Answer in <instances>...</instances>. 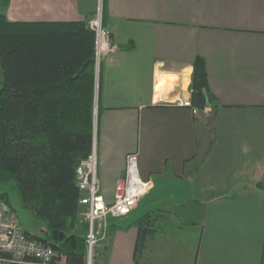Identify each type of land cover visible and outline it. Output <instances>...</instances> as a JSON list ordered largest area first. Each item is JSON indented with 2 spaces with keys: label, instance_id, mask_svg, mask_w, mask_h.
<instances>
[{
  "label": "crops",
  "instance_id": "1",
  "mask_svg": "<svg viewBox=\"0 0 264 264\" xmlns=\"http://www.w3.org/2000/svg\"><path fill=\"white\" fill-rule=\"evenodd\" d=\"M6 4L9 20L33 24L88 22L97 8V0ZM104 22L119 48L95 88L102 193L114 201L132 152L153 187L131 214L110 220L96 264H136L149 213L156 231L141 264L165 220L200 226L194 264H264V0H105ZM198 56L216 107L195 113L179 101L192 100ZM164 261L156 264H175Z\"/></svg>",
  "mask_w": 264,
  "mask_h": 264
},
{
  "label": "trees",
  "instance_id": "2",
  "mask_svg": "<svg viewBox=\"0 0 264 264\" xmlns=\"http://www.w3.org/2000/svg\"><path fill=\"white\" fill-rule=\"evenodd\" d=\"M95 47L88 22L33 24L0 11V183H15L25 205L47 223L36 236L58 251L56 261L68 255L72 264L85 263V237L71 229L81 196L76 167L93 142ZM191 89L194 106L206 108L207 92L216 107L201 56ZM0 198L10 203L6 192ZM155 221L154 213L139 221L136 264Z\"/></svg>",
  "mask_w": 264,
  "mask_h": 264
},
{
  "label": "built area",
  "instance_id": "3",
  "mask_svg": "<svg viewBox=\"0 0 264 264\" xmlns=\"http://www.w3.org/2000/svg\"><path fill=\"white\" fill-rule=\"evenodd\" d=\"M105 0H97L95 16L88 21V27L95 32V88L98 93L104 59L119 46L113 42L110 29L104 22ZM180 104L198 109L192 100H180ZM96 120V122H95ZM97 106L94 108V132L90 153L82 158L76 167V184L80 189L79 216L87 225L86 252L84 264H95L100 255L101 229L108 227L111 219L129 215L138 206L142 197L151 190L153 182L140 174L138 152L127 155L126 173L115 188L111 203L104 199L98 174L99 154L97 139ZM58 251L50 244L28 232L14 208L0 198V264H67L55 258Z\"/></svg>",
  "mask_w": 264,
  "mask_h": 264
},
{
  "label": "rangeland",
  "instance_id": "4",
  "mask_svg": "<svg viewBox=\"0 0 264 264\" xmlns=\"http://www.w3.org/2000/svg\"><path fill=\"white\" fill-rule=\"evenodd\" d=\"M7 5L8 4H6V0H0V11L5 13ZM89 20H91V18ZM1 81L2 72L0 67V87ZM5 192L8 194L10 201L9 204L14 208L17 216L28 232L38 234L42 232V229L47 228L46 221L43 218H40L31 207H27L25 205L20 192L13 181L0 183V194ZM176 221L177 220L172 221L174 225L178 224ZM169 222L165 220V230L156 240H152L150 242L145 253V257H147L150 264H156V260L159 258H162L165 261L169 260V263L175 262V264H194L199 243L200 226H192L189 223L182 224L183 226H173ZM71 232L80 233L86 238L87 225L85 224L84 219L79 216V214L74 227L71 229ZM100 235L102 237V241L99 248L100 255L98 258L101 257L105 250V243L108 241L110 235V222L106 230L105 228L101 229ZM177 259L178 263L176 261Z\"/></svg>",
  "mask_w": 264,
  "mask_h": 264
},
{
  "label": "water",
  "instance_id": "5",
  "mask_svg": "<svg viewBox=\"0 0 264 264\" xmlns=\"http://www.w3.org/2000/svg\"><path fill=\"white\" fill-rule=\"evenodd\" d=\"M205 96H206V107H210L211 106V100H210V97L208 96L207 92H205Z\"/></svg>",
  "mask_w": 264,
  "mask_h": 264
}]
</instances>
